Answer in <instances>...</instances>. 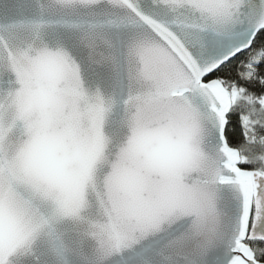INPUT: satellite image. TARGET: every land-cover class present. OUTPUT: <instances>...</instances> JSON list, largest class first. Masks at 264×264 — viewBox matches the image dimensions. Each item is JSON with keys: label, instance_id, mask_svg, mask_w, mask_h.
Segmentation results:
<instances>
[{"label": "snow or ice", "instance_id": "obj_1", "mask_svg": "<svg viewBox=\"0 0 264 264\" xmlns=\"http://www.w3.org/2000/svg\"><path fill=\"white\" fill-rule=\"evenodd\" d=\"M0 264H264V0H0Z\"/></svg>", "mask_w": 264, "mask_h": 264}]
</instances>
